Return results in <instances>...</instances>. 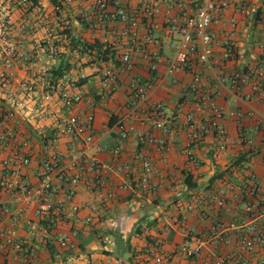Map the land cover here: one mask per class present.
Wrapping results in <instances>:
<instances>
[{
  "label": "crops",
  "instance_id": "1",
  "mask_svg": "<svg viewBox=\"0 0 264 264\" xmlns=\"http://www.w3.org/2000/svg\"><path fill=\"white\" fill-rule=\"evenodd\" d=\"M59 1L27 0L25 4L19 5L18 0H0V7L13 23L6 41L29 55L32 63L31 66L22 64L14 67L16 81L37 80L40 69L45 64L51 69L61 63L68 64L64 77L67 75L73 78L81 74L87 76L88 79L80 85V89L86 97L96 102L93 135L101 141L104 150L97 151L81 142L75 143V149L72 150L71 139L68 137L60 138L55 149L62 155L63 165L67 167L72 163H79L74 155L82 149H85L88 157L102 164H110L113 157L109 150L121 145L119 162L127 165L129 169L124 173L109 174L105 186L98 191H89L84 183L75 187L73 204L78 207L81 218L91 216L92 223L89 227L70 220L59 222L53 230L52 241L36 245L33 242V233L25 222L21 220L16 223L15 237L25 243L24 247L22 251L11 247L1 248L0 264H156V256L161 258L160 264H216L218 258L241 257L244 254L240 245L241 235L251 224L242 211L244 196L238 191L229 192L228 207L225 209H217L211 198L217 189L225 188L227 183L241 188L248 182V177L253 175V182L259 185L262 192L257 204L264 210V139L263 133L254 129L258 120L264 121V87L262 94L254 90L251 84L234 90L229 83L221 82V74L243 72L254 65L264 68V14L257 11L242 20L234 9H229L224 20L232 17L238 20L236 32L230 37L236 57L225 60L223 47L215 44L211 63L200 69V93L191 91L192 78L189 74L167 76L163 64L150 72L149 62L134 56L130 74L119 76L116 92L111 99L104 102L95 95L99 87L97 79L100 62L89 61L84 52H81V44H104L110 36L103 32H93L79 21L78 14L89 4L87 0H75L67 7L66 38L57 57L48 61L40 58L43 44L46 45L50 34L56 30L52 9ZM257 2L263 4L264 0ZM40 14L47 19V24L43 22ZM211 28L218 39L224 33L229 34L231 30L227 24H213ZM2 44L0 37V46ZM160 54L165 58L171 55L165 47H162ZM107 63L117 66L115 57ZM130 77L148 83L150 100L167 103V113L174 112L177 103L184 102V115L193 112L197 121L208 123L212 118L211 114L203 110V107L196 108V103L205 95L211 97L224 113H234L235 116H225L221 121L227 134L225 154H217L218 137L210 132L194 147V154L200 163H190L182 153L189 136L185 123L181 132L172 139V146L167 154L157 145L138 143L134 135L122 140L119 128V123L122 122L124 126L132 125L137 132L151 133L157 139L163 138L142 109L132 112L128 89ZM57 84L61 85L62 80ZM36 86V95L40 97L42 91L38 81ZM54 102V107L50 109L52 115L63 114L56 99ZM33 104L32 98L25 110L18 111L17 119L21 132L36 145V159L39 135L36 124L28 119V115L33 112ZM7 108V103L0 97V112ZM83 109L84 104L80 103L75 111ZM52 119L40 121L39 126H48ZM173 125L174 128L179 126ZM241 132H245L250 144L240 140ZM136 154H141L152 164L151 176L156 192L151 199L143 196L136 187L121 188L127 182L135 183L141 174L140 161L134 158ZM5 155L6 151L0 143V160ZM243 166L247 168L243 169ZM22 173L27 183H36L33 167L24 169ZM185 173L192 175L196 189L185 186ZM214 175H218V178L209 183ZM87 178L93 180L95 173L89 172ZM55 185L61 193L69 187L68 182L60 180H56ZM108 192H113L112 200L106 199ZM0 203L7 204L11 211L18 207L7 192H0ZM90 205L97 207L95 213L89 210ZM27 206L26 219L34 220L36 203L31 202ZM218 224L225 228V232L217 227ZM9 225L8 219L1 222L0 232H4ZM238 227L243 228L237 230ZM189 232L206 241L197 259L185 258L179 253ZM215 235H222L230 241L229 244L215 239ZM62 236L69 237L72 247L61 248L58 245ZM259 253H264V247L258 248L257 253L251 257L252 262L256 261Z\"/></svg>",
  "mask_w": 264,
  "mask_h": 264
},
{
  "label": "built area",
  "instance_id": "2",
  "mask_svg": "<svg viewBox=\"0 0 264 264\" xmlns=\"http://www.w3.org/2000/svg\"><path fill=\"white\" fill-rule=\"evenodd\" d=\"M75 0H60L53 6L54 23L53 31L46 48L42 49L40 58L44 61L53 60L60 53L65 42V30L67 26V7ZM89 4L78 14V19L93 32H103L110 37L104 41L105 48L114 53L117 66L104 62L101 56L93 51L83 54L89 61L100 62L97 82L98 89L95 92L100 101L112 98L118 88L119 76L130 74L133 67V57L137 56L149 62V71L157 70L158 65L163 64L167 76L178 73L189 74L192 78L191 91L200 93L201 81L200 69L211 63L213 58V46L223 47V58L233 60L236 57L235 48L230 37L238 27V20L230 18L224 20L229 9H234L242 20L249 18L257 11L264 14V3L257 0H87ZM27 0H18L23 5ZM41 19L47 24L43 14ZM213 24H227L230 33L220 36V39L212 31ZM13 27L12 20L5 10L0 7V37L3 44L0 46L2 69L0 70V97L7 103L8 108L0 112V143L6 151V155L0 160V192L9 193L11 199L18 204L15 211H11L7 204L0 203V223L8 219L9 226L4 232H0V249L11 247L16 251H22L24 242L16 240L14 225L23 220L33 233V242L36 245L48 244L52 241L53 230L59 222L70 220L72 223H80L89 227L92 223L91 216L81 218L79 209L73 204L75 187L85 184L89 191H98L106 184V177L111 173H124L129 167L119 162L122 146H114L109 150L113 157L110 164H102L86 155L85 149L79 150L74 159L79 163H72L65 167L62 155L55 147L60 138L71 139V149H75V143L81 142L87 147H94L97 151H103L101 141L93 135L96 102L86 97L80 89V81L88 79L84 74L77 77L65 75L62 84L55 90H51L47 77L50 76L51 67L48 64L42 66L37 80L17 82L14 67L18 65L31 66V59L22 50L7 42V35ZM122 46V48H121ZM165 47L171 55L163 57L160 54ZM221 82L229 83L237 90L242 85L251 84L252 88L262 94L264 87V68L259 65L249 67L246 71L233 74H221ZM41 86L42 95L37 96L36 82ZM148 83H143L139 78L130 77L129 96L131 110L135 113L138 109L152 122L153 127L162 133L163 138L157 139L151 133L137 132L132 125L124 126L119 123L120 137L127 140L134 135L138 143L142 145H157L162 152L167 154L174 139L184 127L189 129L187 144L182 148L186 159L198 165L200 160L194 154V147L207 134L214 132L218 137L216 152L224 155L227 147L226 131L221 121L225 116H235L234 113H224L214 100L205 95L197 103L196 108L207 110L211 114L208 123L197 121L193 112L184 115V102L176 105L174 112L167 113V103L152 102L148 95ZM184 90H182L184 95ZM33 98V112L28 119L37 126L39 135L38 153L35 159V143L19 127L17 119L18 111L26 109L28 102ZM54 99L59 104L63 114L52 115L50 109L54 107ZM84 104V109L75 111L76 107ZM54 116V117H53ZM53 118L48 126H39V122ZM173 124H178L174 128ZM255 130L263 133L264 121L258 120ZM240 140L250 144L245 132H241ZM135 159L140 161L141 174L135 183L127 182L121 188H134L146 198L151 199L155 195V186L152 182V164L149 159L141 154H136ZM36 160V161H35ZM35 170L36 183L31 185L24 180L23 170L31 168ZM242 167V165H241ZM243 166V169H246ZM89 172L95 173L93 180H88ZM253 175L248 177L241 188L227 183L225 188L217 189L212 195V202L217 209L228 207V193L238 191L244 196L242 211L250 221V225L243 232L240 245L244 251L241 257L228 256L216 259V264H264V253L256 256L259 247H264V210L260 209L257 199L262 196L259 185L253 182ZM69 183L67 190L61 191L55 185V181ZM61 193V194H60ZM114 198L113 192H108L107 200ZM36 203L34 220L26 219L28 206ZM91 213L97 211L95 205H90ZM217 227L225 232V228L219 224ZM243 227H238L241 230ZM215 239L228 245L229 240L222 235H215ZM206 241L189 232L179 253L185 258L197 259L200 257ZM61 248L72 247L69 237L62 236L58 240ZM258 247V248H257ZM156 264L161 263V258L156 256Z\"/></svg>",
  "mask_w": 264,
  "mask_h": 264
},
{
  "label": "trees",
  "instance_id": "3",
  "mask_svg": "<svg viewBox=\"0 0 264 264\" xmlns=\"http://www.w3.org/2000/svg\"><path fill=\"white\" fill-rule=\"evenodd\" d=\"M81 44V43H79ZM82 50L81 52H87V51H93L97 56H101L102 60L104 62L109 61V59L114 60V53H112L109 50V47H106L102 44H99L97 42L93 43V44H86V43H82ZM46 48V45L44 46L43 44V49ZM68 64H59L56 68L51 69V73L50 76L47 77V81L49 83V87L51 88V90H55L56 87L58 86V81L62 80V78L64 77V72L68 71ZM85 80H81L79 86L84 82ZM218 178V175H214L209 183H213L216 179ZM184 184L188 189H196V182L193 181V177L192 175L185 173L184 174ZM191 259V258H190Z\"/></svg>",
  "mask_w": 264,
  "mask_h": 264
}]
</instances>
